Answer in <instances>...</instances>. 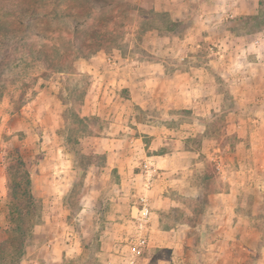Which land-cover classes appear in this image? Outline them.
Masks as SVG:
<instances>
[{
  "label": "rangeland",
  "instance_id": "374dc122",
  "mask_svg": "<svg viewBox=\"0 0 264 264\" xmlns=\"http://www.w3.org/2000/svg\"><path fill=\"white\" fill-rule=\"evenodd\" d=\"M120 2L124 9L113 14L119 18L112 21V26L102 29L112 33L115 30L109 37L115 41L105 43L94 54L103 51L139 64L154 62L163 66L166 75L187 71L193 76L201 74L202 79L196 80L201 82L203 95L210 91L214 96V109L210 112L206 105L203 107L208 99L206 94L197 100L199 109L178 110L168 105L139 114L140 119L149 118L166 126L169 140L158 153L179 150L183 144L194 152L196 157L187 160L185 175L189 184L184 183L186 187H183L177 183L174 189V183L161 191L155 186L157 182L152 184V179L162 178L157 176L160 175L157 171L145 188L144 165L149 163L143 158L136 164L123 161L120 168L124 172L119 174L117 163L108 159L109 152L99 140L104 122L95 116L85 120L77 118L91 83L88 75L77 74V62L91 57L87 55V47L82 49L72 35L54 33L53 39H35L30 47L47 50V57L55 64L66 62L61 65L63 73H47L40 65L35 66L27 71L35 78L33 88L24 93L21 81L15 78L22 72L19 63L0 70L3 94L0 100V242L8 225L7 157L16 150L30 169L32 194L41 206V223L34 228L22 264L33 259L39 264H104L103 250L116 241L122 264H126L124 257L129 252L123 240L134 234L132 214L124 215L130 231L121 238L115 236V227L110 234V224H114L116 215L125 212L127 203L136 206L141 193L155 189L156 198L162 196V200L171 204L168 210L151 207L152 197L148 195L150 221L152 216H157L161 229L184 221L192 223L198 216L200 221L207 220L212 213L223 214L222 209L216 208L218 199H214L217 204L214 207L209 197L213 190L228 186V181L221 178L224 172L227 176L232 173L235 179L229 187L230 199L223 204L224 218L230 228L223 234L219 224L224 220H219L217 226L200 222L206 225L207 236L191 232L194 248L178 256V264H264V144H261L264 125L257 129L252 122L258 119L264 123V108H261L264 78L258 70L261 65L249 64L254 63V54L247 53L252 46L255 49V40H261L260 44L264 45V0ZM26 5L27 1L22 0H0V16ZM42 11L40 8L39 12ZM104 11L111 15L109 9ZM160 13H168L167 19L163 21L157 16ZM168 20L177 22L173 31L169 30ZM7 21L8 28L20 26L10 19ZM87 22L79 27L83 34L94 21ZM64 24L63 29L72 30V21ZM55 28L53 22L50 30ZM38 32L45 34L42 27ZM83 39L95 41L87 35ZM245 49L249 51L245 53ZM12 50V46L6 49ZM22 54L21 46L14 57L18 59ZM250 73L260 77L241 80ZM85 131L92 134L83 135ZM252 138L257 139L253 145ZM201 172H212L213 180L204 183ZM134 173L142 176L135 179ZM174 176L176 180L182 177L176 173ZM149 226L150 222L148 229ZM218 234L225 237L215 246H209L207 243L215 242L217 239L213 238ZM157 259L173 264L168 250L151 247L142 250L136 264H168Z\"/></svg>",
  "mask_w": 264,
  "mask_h": 264
},
{
  "label": "crops",
  "instance_id": "0c3cea01",
  "mask_svg": "<svg viewBox=\"0 0 264 264\" xmlns=\"http://www.w3.org/2000/svg\"><path fill=\"white\" fill-rule=\"evenodd\" d=\"M164 9L170 8L164 7ZM261 42V40H255V49L252 46L253 49L251 52L247 53L254 54V57H252L254 63L249 64L261 65L258 70L259 73L262 72L261 77L263 76L264 78V51L261 52L264 45L260 44ZM247 49H245V53L249 51ZM77 74L88 75L91 79L89 89L81 105L80 117L95 116L104 122V131L98 134L100 136V139H98L105 145L104 149L109 152L108 159L112 163L115 162L113 164L117 163L115 167L118 168L119 174L124 172L120 168V164L123 161L136 164L138 159L143 158L151 164L153 172H160V175L157 176H162V178L160 180L152 179V184L155 185L157 182L155 186L160 187L161 191L162 189L170 188L174 183H176L174 189L177 188V183L183 184V187H186L184 183L186 184L188 182L187 175H185L188 169L187 160L196 157L194 152L183 144L179 150H168L158 153L161 147L167 145V140H169L166 134V126L160 122H154L149 118L140 119L139 114L159 110L161 107L168 105L178 110L199 109L201 105L197 100L206 94L208 99L203 104V107L206 105L208 112H210V110L214 109V96L210 95V91H207L203 95L205 91L201 88V82L196 80L198 77L202 79V76H199L201 74L193 76L191 72L187 71L166 75L163 66L154 64V62L139 64L137 61L134 62L129 61L127 58H121L118 54L109 56L103 51L97 52L88 59L79 60L77 62ZM255 75L257 74H245L241 80H253ZM258 76L260 77V75ZM43 91H46V89H43ZM261 108H264V105ZM252 122L253 126L257 129L264 125L258 119H253ZM262 122H264L263 119ZM256 141V138H252V145ZM117 144H121L120 147H117ZM261 144L263 145L264 141ZM174 173L182 177H178L176 180ZM224 174L221 178L228 181V186L210 193L213 198L209 195V199L214 201V207L217 205L214 199H218L216 208L218 211L222 209V215L212 213L209 215V219L201 221L198 216L192 223L185 221L179 222L175 226L167 229L160 228L159 220L154 215L152 216L148 229L149 243L147 247L168 250L172 263L178 264V256H181L185 250L190 251L194 248L191 240V232L196 231L203 237L207 236L204 230L206 225H201L200 222L211 225L216 223L217 226L220 223L219 220L225 221V205L223 204L230 199L229 192L231 189L229 187L232 185L231 182H235V179L232 177V173L231 176H227L225 172ZM132 175L135 176V179L142 176L141 173H134ZM144 179L147 180L145 176ZM187 188L190 189L191 186L188 187L187 185ZM145 195L152 197V201H150L151 207H156L161 210L171 208V204H168V201L162 200V196L161 198H156L155 189H152L150 193L148 191L145 192ZM124 207L125 210L123 211L125 212L122 215H116L114 224H110V234H113V227H115L117 231L114 234L115 236L117 235V239L121 238L124 233L130 231L124 215H129L130 213L133 215L134 213V206L132 204L127 203ZM189 216L192 217L193 213L189 214ZM227 225L226 221L219 224L222 230L220 233L226 234V229L230 228V225L228 227ZM224 237L225 235L218 234V236L213 238L214 240L217 239L215 242H209L207 244L209 246H215V243L222 241ZM210 250L209 247L206 249V252L209 253ZM101 256V261L104 264H122L123 261L117 241L115 243H109L108 247L106 246L103 250ZM211 259L214 263V259ZM157 260L170 264L165 259ZM25 264L39 263L38 260L33 259ZM159 264H162V262Z\"/></svg>",
  "mask_w": 264,
  "mask_h": 264
},
{
  "label": "trees",
  "instance_id": "16d2710c",
  "mask_svg": "<svg viewBox=\"0 0 264 264\" xmlns=\"http://www.w3.org/2000/svg\"><path fill=\"white\" fill-rule=\"evenodd\" d=\"M26 1V6H18L14 11L0 16V70L7 69L12 63H19L22 72L15 78L17 81H21V88L24 93L31 90L35 82V78H31L28 70L35 69V66L40 65L47 73H63L64 69L61 65L67 64L62 61H57L55 64L56 62L47 57V50L31 48V41L35 39L51 40L54 33L69 34L78 40L82 49L87 47V55L92 56L97 49H103L105 43L115 41L113 38L109 39L115 30L112 33L104 32L102 29L105 26H112V21L119 18V16L114 15L124 9L120 0H101V2L92 0H22V2ZM47 3H50V6ZM62 4H65L64 8H62ZM38 5L40 6L38 7ZM40 8H43L42 12H39ZM111 8L113 9L110 10ZM105 9H109L111 15L104 13ZM95 12H98V15H94ZM157 16L164 21L167 19L168 13H160ZM8 19L20 26L8 28L6 25ZM86 20L87 23L94 22L90 30L83 34L79 27L86 24ZM69 21H72V30L63 29L66 27L64 23L68 24ZM53 22L56 23L57 28L52 31L50 26ZM167 25L169 30L173 31L177 22L168 20ZM41 27L45 33L43 35L38 32ZM82 34L95 39V41L91 43V41L84 40ZM97 40L99 41L97 42ZM14 45L19 48L13 47ZM10 46L13 50L7 52L6 49ZM21 46L24 48V54L17 59L14 56ZM2 97L3 94L0 92V100ZM77 118L85 120L89 117L78 116ZM83 129L86 130V128ZM91 134L89 131L83 133L87 136ZM7 159L8 225L5 238L0 242V264H22L26 255V248L33 238L34 228L41 223V206L32 194V175L21 155L15 150L8 155ZM201 174L203 182L206 184H209L214 178L212 172H201Z\"/></svg>",
  "mask_w": 264,
  "mask_h": 264
},
{
  "label": "built area",
  "instance_id": "2783aa9c",
  "mask_svg": "<svg viewBox=\"0 0 264 264\" xmlns=\"http://www.w3.org/2000/svg\"><path fill=\"white\" fill-rule=\"evenodd\" d=\"M144 175L147 178L145 180V188H148L153 175L152 166L149 164L144 165ZM139 204L134 206V214L132 218L135 222L134 234L130 237L127 236L123 240L125 248L128 250V254L124 257L126 264H136L139 255L142 250L147 248L148 239V224L150 222L149 204L148 197L145 193H141L139 198Z\"/></svg>",
  "mask_w": 264,
  "mask_h": 264
}]
</instances>
